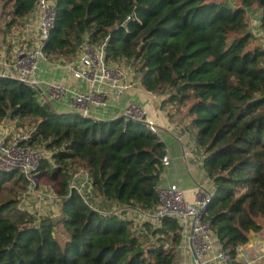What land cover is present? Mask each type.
<instances>
[{
    "label": "trees",
    "instance_id": "trees-1",
    "mask_svg": "<svg viewBox=\"0 0 264 264\" xmlns=\"http://www.w3.org/2000/svg\"><path fill=\"white\" fill-rule=\"evenodd\" d=\"M0 2L23 19L37 0ZM252 6L261 10L264 32V0H54L42 47L46 57L72 60L84 41H105L107 63L134 62L168 116L188 122L213 186L205 218L226 264H240L238 247L264 219V44L252 29ZM5 118L34 123L21 144L47 150L37 174L62 182L60 215L37 219L21 207V172L0 171V264H175L178 220L143 217L159 204L166 154L145 123L57 113L35 88L0 74V122ZM79 171L92 188L83 195L71 186Z\"/></svg>",
    "mask_w": 264,
    "mask_h": 264
},
{
    "label": "built area",
    "instance_id": "built-area-1",
    "mask_svg": "<svg viewBox=\"0 0 264 264\" xmlns=\"http://www.w3.org/2000/svg\"><path fill=\"white\" fill-rule=\"evenodd\" d=\"M33 12L37 32L36 46L26 48L24 45L14 44L12 60L9 64L0 63V74L14 78L37 90L39 82L35 78V72L38 61L46 59L42 47L49 37V31L54 21V0H37ZM105 45V41L99 44H89L84 41L79 47L76 57L70 63L69 67L73 77L81 79L85 83L83 91L71 86L49 83L47 87L48 100L59 103L68 102L73 109L78 110V114L90 116L88 112L90 106L104 107L107 104L105 92L99 89L101 84H108L115 88L118 94L126 90L129 84L123 81L121 70L118 66L109 64L105 60ZM123 116L144 122L152 132H157L154 123L147 119L143 106L137 102L128 105L124 109ZM33 129L29 133L16 136L9 141L0 137V171L19 170L27 181V193L35 192L38 168L40 162L45 158L43 149L21 144L29 139ZM169 163L170 158L165 154L162 164L166 166ZM80 176L84 177V183L82 182L80 185L72 183L71 186L76 188L80 195H83L84 185L88 181L86 173L83 171L74 174L75 180L78 181ZM156 192L159 200L158 206L151 214H143V217L153 219L164 216L175 217L182 227V235L189 238L200 264L217 260L226 264L227 255L221 249L215 250L216 241L211 233L209 221L205 218V210L212 193L198 190L194 201L189 202L179 187L158 186ZM239 248L240 246L238 251Z\"/></svg>",
    "mask_w": 264,
    "mask_h": 264
},
{
    "label": "crops",
    "instance_id": "crops-1",
    "mask_svg": "<svg viewBox=\"0 0 264 264\" xmlns=\"http://www.w3.org/2000/svg\"><path fill=\"white\" fill-rule=\"evenodd\" d=\"M34 16L35 14L33 12L28 18L24 19L30 20L32 23ZM249 16L252 29L259 38V43L261 41L264 42V32L259 28L261 10L257 7L251 8ZM24 32V38L28 39H33L37 35L29 34L26 29ZM2 39L3 36L0 34V63L9 64L13 57L14 48L4 43ZM36 40L31 44V47L36 46ZM72 60L46 57V59H40L38 61L35 78L39 82V98L45 106L57 113H78V110L73 109L68 102L59 103L49 101L47 98V87L49 83L71 86L79 91L85 89L84 81L76 79L72 75L69 67ZM130 64L131 61L129 62ZM121 72L123 81L127 82L129 87L121 94H118L115 88L108 84H101L99 89L105 92L107 104L104 107L90 106L88 109L89 115L96 118H116L123 115L124 109L131 103H139L145 109L147 119L151 120L156 126V134L165 143L166 155L170 158V163L163 166L158 186L179 187L189 202L194 201L198 190L212 193V183L204 175L202 169V154L195 147L193 131L187 128L188 122H181L175 116L172 118L169 117L168 109L161 107L162 97L146 91L141 85L139 74L130 66L128 68L124 67V69L122 67ZM20 123L21 121L17 119L5 118L0 122V137L6 141L14 139L17 136V130H21ZM194 151L200 155L195 156ZM84 190L90 192L92 188L86 183ZM57 198V203H59L58 214L60 215V197L58 196ZM93 199L96 204L100 201V197L98 196L93 197ZM31 201L29 198H27V201L24 199L22 207L30 211L33 207L31 206ZM28 204H31L30 208ZM32 211L36 212L37 209ZM130 214L134 216V214ZM49 217L51 216L49 215ZM260 224L262 229L259 231H250L248 234V242L240 246L237 255V260L240 264H264V219H260ZM192 249L189 238L183 236L175 264H200L197 258L193 256ZM218 249L219 246L215 243V250ZM204 264H224V262L217 260Z\"/></svg>",
    "mask_w": 264,
    "mask_h": 264
},
{
    "label": "rangeland",
    "instance_id": "rangeland-1",
    "mask_svg": "<svg viewBox=\"0 0 264 264\" xmlns=\"http://www.w3.org/2000/svg\"><path fill=\"white\" fill-rule=\"evenodd\" d=\"M256 6H252V8H255ZM32 24V25H31ZM25 29L29 34L36 35V28H35V20L31 21L27 19H15L12 15V3L3 4L0 2V34L3 36V42L12 47L14 44L24 45L26 48L31 47L32 43L36 40L37 35L31 38H24ZM263 40V39H262ZM264 44V42H260ZM131 61V60H130ZM129 60H122L119 64H117L118 68L122 71V67L128 68L130 66L134 71L135 64L131 61V64L129 65ZM31 120L24 119L20 123L21 130H17V136H21L22 134L29 133L32 128L34 127ZM36 148V147H35ZM37 148L43 149L45 157H49V152L45 150L42 146H37ZM195 156H199L200 154L196 153L194 151ZM198 161V160H197ZM36 183L37 187L35 192L27 193L28 190L24 193V197L21 196V207L23 206V200L25 199L27 201V198L29 200H32L31 204H28L29 208L30 205L33 206L30 211L37 209L36 212H33L37 219H43L46 216H51L52 218H57L59 216V203L58 201V191L59 187L62 182L61 176L51 177L50 173H47L45 170H40L39 173L36 175ZM85 179L84 177L80 176L78 178L79 185L83 182ZM29 203V201H28ZM56 236L64 240V235L61 233V230L58 226L56 229Z\"/></svg>",
    "mask_w": 264,
    "mask_h": 264
},
{
    "label": "water",
    "instance_id": "water-1",
    "mask_svg": "<svg viewBox=\"0 0 264 264\" xmlns=\"http://www.w3.org/2000/svg\"><path fill=\"white\" fill-rule=\"evenodd\" d=\"M37 90H38V92L40 91V89L39 88H37ZM88 117H91V118H96V117H93V116H88ZM96 119H102V120H111V119H114V118H108V119H105V118H96ZM144 123V122H143ZM192 253H193V256L195 257V258H197L196 257V254H195V252H194V250L192 249Z\"/></svg>",
    "mask_w": 264,
    "mask_h": 264
}]
</instances>
